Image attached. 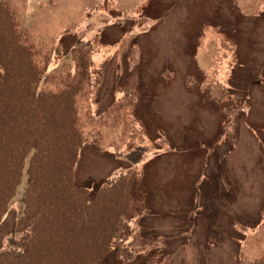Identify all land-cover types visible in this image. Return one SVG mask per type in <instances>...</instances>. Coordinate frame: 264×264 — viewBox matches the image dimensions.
<instances>
[{
	"label": "rangeland",
	"instance_id": "rangeland-1",
	"mask_svg": "<svg viewBox=\"0 0 264 264\" xmlns=\"http://www.w3.org/2000/svg\"><path fill=\"white\" fill-rule=\"evenodd\" d=\"M6 1L36 61L48 57L47 75L73 67L79 41H91L90 58L103 64L95 93L77 100L86 138L77 182L98 184L131 167L132 112L108 109L121 96L116 78L137 70L146 210L131 235L135 257L120 263L109 252L95 264H143L152 255L157 264H240L264 256V228L247 229L259 223L264 202V0ZM32 153L0 218V250L24 209Z\"/></svg>",
	"mask_w": 264,
	"mask_h": 264
},
{
	"label": "trees",
	"instance_id": "trees-1",
	"mask_svg": "<svg viewBox=\"0 0 264 264\" xmlns=\"http://www.w3.org/2000/svg\"><path fill=\"white\" fill-rule=\"evenodd\" d=\"M93 50L91 41H79L71 48L73 67L47 75L48 57L43 56V63L36 61L38 52L14 8L0 0V218L14 194L25 156L33 151L24 209L14 234L0 250V264H95L109 252L124 263L136 255L131 235L146 210L140 181L147 149L142 144L144 125L133 111L136 68L122 82L116 78L115 90L121 96L108 109L127 107L132 112L127 133L131 150L125 153L131 167L98 184L79 183L75 177L86 143L77 100L95 93L102 77L103 64L98 68L90 58ZM92 143L97 145L98 138ZM259 218L247 229L264 228V202ZM157 260L152 255L143 264ZM240 264H264V256Z\"/></svg>",
	"mask_w": 264,
	"mask_h": 264
}]
</instances>
